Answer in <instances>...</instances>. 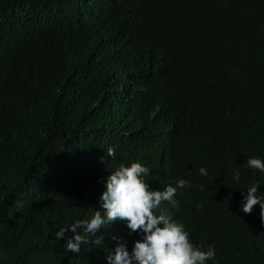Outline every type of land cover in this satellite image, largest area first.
Instances as JSON below:
<instances>
[{
    "label": "trees",
    "instance_id": "1",
    "mask_svg": "<svg viewBox=\"0 0 264 264\" xmlns=\"http://www.w3.org/2000/svg\"><path fill=\"white\" fill-rule=\"evenodd\" d=\"M80 1L0 0V264H108L114 236L131 251L142 232L124 219L89 234L78 253L55 233L97 208L103 214L107 175L134 159L164 179L160 188L191 180L175 194L179 208L162 207L189 222L195 244L215 245V264H264L260 205L241 208L246 185L264 183V173L246 163L249 155L264 157V0H123L132 38L106 10L89 18L90 30L73 20ZM203 9L220 35L231 29L221 43L238 52L214 83L223 95L194 100L221 124L210 136L182 123L173 97L188 89L194 68L186 64L200 62L196 54L172 60L176 37L187 38ZM226 62L217 60L213 75ZM119 70L134 76L142 98L118 94ZM245 77L239 91L226 93ZM159 142L170 146V160L156 162Z\"/></svg>",
    "mask_w": 264,
    "mask_h": 264
},
{
    "label": "clouds",
    "instance_id": "2",
    "mask_svg": "<svg viewBox=\"0 0 264 264\" xmlns=\"http://www.w3.org/2000/svg\"><path fill=\"white\" fill-rule=\"evenodd\" d=\"M102 10H106L132 38L123 0H109L108 7L105 0H81L77 12L71 18L75 21L81 19L90 30L89 18ZM228 33H231L229 28L220 35L214 25L212 14L203 9V14L198 15L194 27L187 30V38L181 40L176 37L180 48L172 54V60L176 59L180 62H183L181 58L192 60L196 54L197 60L200 61L197 65L186 64L187 67L194 68L187 69L184 79L188 89L176 91L173 97L182 123L188 124V129L203 126L208 136L216 132L221 124L207 109L196 106L194 100L199 96L206 98L222 94L216 90L214 83L222 79L229 62L238 53L234 48L221 43ZM88 39L85 36L81 43ZM226 59L225 68L213 75L217 60L222 62ZM155 77L159 79L160 87L169 91L167 82L160 75ZM133 78L134 76L130 77L120 70L116 73L118 94L123 96L130 93L142 98L141 91L132 83ZM245 83L246 77L226 93L233 95ZM107 153L105 151L103 156ZM109 153L114 155L112 151ZM170 155V146L159 142L156 162L162 159L170 160ZM192 163L187 162V164ZM246 163L249 168L259 169L264 173V157L249 155ZM194 168L202 175L208 174V168L204 165ZM150 172V167L139 159H134L130 163L121 162L114 170H110L105 179L106 186L99 198L104 210L103 214L101 209L97 208L89 217L77 218L71 224L62 226L56 231V237L64 238L66 241V251L80 252L81 245L89 238V234L94 235L101 226L110 225L117 219H124L131 230L142 232V238L134 241L130 251L123 237L114 236L113 239L118 242L106 253L108 264H207L209 259L215 264V245L209 243L205 247L195 244L190 239V231L187 229L189 222L178 219L162 207V201H167L179 208L180 201L175 194L178 189L182 190L186 185H190L191 180L182 177L177 179L175 184L168 183L160 188L164 179L161 180L158 173L150 176ZM234 179L236 181L241 179L239 170H234ZM261 184L264 183L258 179L246 185L241 197V208L244 212H251L253 206L259 203L261 217L264 219V192L258 190ZM200 187L203 188L204 185L201 184ZM196 206L202 207V202H198ZM157 209L158 212L154 211ZM102 239L103 235L96 240V243Z\"/></svg>",
    "mask_w": 264,
    "mask_h": 264
},
{
    "label": "bare ground",
    "instance_id": "3",
    "mask_svg": "<svg viewBox=\"0 0 264 264\" xmlns=\"http://www.w3.org/2000/svg\"><path fill=\"white\" fill-rule=\"evenodd\" d=\"M243 89V88H242Z\"/></svg>",
    "mask_w": 264,
    "mask_h": 264
}]
</instances>
